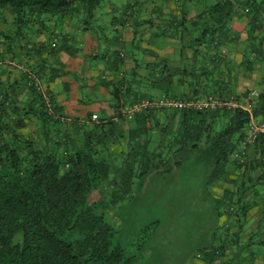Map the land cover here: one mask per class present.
<instances>
[{
    "label": "trees",
    "instance_id": "16d2710c",
    "mask_svg": "<svg viewBox=\"0 0 264 264\" xmlns=\"http://www.w3.org/2000/svg\"><path fill=\"white\" fill-rule=\"evenodd\" d=\"M100 1L0 0V18L12 13L18 31H24L30 22L44 26L45 14L63 15L83 7L92 15ZM184 1L180 17L172 19L181 31L178 65L169 62V55L143 49L152 59L135 53L125 67L128 54L122 44L108 54L112 74L101 83L109 94L111 115L97 113L94 119L89 110L82 118L66 117L40 71L30 64L24 67L39 78L41 89L28 81L23 69L28 87L24 100L15 83L0 87V264H133L136 257L116 238L115 226L105 217L106 206L121 202L139 175L178 165L180 160L172 156L185 149L206 147L215 174L231 164L242 173L260 166L258 176L249 184L242 182V203L235 208L228 190L221 199L230 214H236L234 222L244 217L250 205L243 202L244 192L264 184V133L243 161L234 155L246 133L249 111L152 107L130 117L121 111L123 104L144 96H240L222 80L219 63L224 56L216 50L230 39L228 29L235 16L248 17L243 68L249 70L257 59L264 70V0H204L202 11L188 18ZM130 7L123 9L124 18ZM202 46L215 51L201 58ZM250 102L252 114L264 118V85ZM154 128L160 135L155 140ZM261 196L264 211V192ZM257 231L264 232V212ZM218 252L219 247L207 251V262Z\"/></svg>",
    "mask_w": 264,
    "mask_h": 264
},
{
    "label": "crops",
    "instance_id": "0c3cea01",
    "mask_svg": "<svg viewBox=\"0 0 264 264\" xmlns=\"http://www.w3.org/2000/svg\"><path fill=\"white\" fill-rule=\"evenodd\" d=\"M139 1L132 0L127 4L131 6L132 11L125 18L123 11L120 13L113 8L107 12L104 19L99 18L98 9L94 11V22L103 23L101 32L93 28L90 23H74L71 18H64L62 27L57 28L54 24V16L50 17L46 14L42 16L45 21L44 26L30 22L25 26L24 31H18L13 15L9 13L4 17L6 20L4 24L0 26V57L2 60H13V63L4 61L0 63V87L15 83L18 97L24 100L28 94V87L24 84L22 67L30 64L40 71L43 84L56 103L61 106L60 112L66 117L82 118L89 110L96 114L111 115L113 108L107 101L109 94L101 83V78L112 74L107 64L108 54L117 49L119 44H122L123 53L125 44L132 46V51L129 50L128 59L124 62L125 67L130 66L131 56L135 53L143 60L152 59V56L147 54L149 50L169 55V62L172 65L180 63L178 48L181 31L176 29L175 22L180 17V0H160L154 9L151 8L152 14H155L152 21L146 11L139 6ZM187 1L189 2L187 18L204 8V0ZM133 11H139L136 20L131 17ZM173 18L175 20H172ZM147 19L149 22H145ZM8 21L10 24L7 23ZM247 21L248 17L244 14L240 17L235 16L228 29L230 39L225 40L216 49L224 56L219 63L222 80L229 81L238 94L248 89L259 91L264 85V70L257 59L253 60L249 70L243 68ZM151 23L159 25L164 23V27L168 28L169 32L145 31L143 35L155 36V38L163 36L166 42L163 44L162 40L161 44H156L142 41L137 44L138 49L135 45L134 26L147 28ZM111 31L115 33L112 37ZM143 49L149 50L144 52ZM139 50L144 53L140 54ZM214 51L212 47L202 46L201 58L210 56ZM187 53L189 54V51ZM257 84L261 86L260 89L255 88ZM125 130L127 132L128 126ZM151 136L154 140L158 139L159 130L152 129ZM186 150L188 149L184 151ZM207 152V159L212 168V155L208 150ZM176 166L164 173L172 172ZM227 168L228 170L223 171L220 178L217 177L213 186L216 231L213 233V239L206 243L211 247L206 250L204 246L203 249L195 250L193 264H264V232L261 231L260 237L255 238L264 212L261 201L264 184L259 187L257 186L259 183H256L254 187L250 186L246 189L243 202L250 205L245 210L244 217L239 218L237 222H234L236 214H230L221 200L228 190V196L232 198L236 208L241 202L242 182L246 181L249 184L250 180L252 181V178L258 176L262 170L260 166H256L253 170L242 173L234 164ZM198 186L208 193L205 181ZM212 247H219V255L212 262H207L210 254L206 252L212 250ZM244 248L249 250L246 254H243Z\"/></svg>",
    "mask_w": 264,
    "mask_h": 264
},
{
    "label": "rangeland",
    "instance_id": "374dc122",
    "mask_svg": "<svg viewBox=\"0 0 264 264\" xmlns=\"http://www.w3.org/2000/svg\"><path fill=\"white\" fill-rule=\"evenodd\" d=\"M131 1L101 0L94 11L98 9L99 18L104 19L111 8L121 13V7L125 8ZM184 2L189 5L187 0ZM158 3L160 0L139 1V6L146 11L151 21L155 15L151 8L154 9ZM138 14L139 11H135L131 15L132 19L136 20ZM4 16L7 17L8 14ZM64 18H71L74 23H90L98 32L103 28V23L94 22V14L89 15L83 11V7L63 15L55 14L54 24L57 28L62 27ZM5 21L1 17L0 26ZM145 22H149V19ZM7 23L10 24L9 21ZM164 26V23H151L147 28L134 26L137 48L139 49L137 44L142 41L159 44L163 40L164 44L166 41L163 36L155 38L143 35L145 31L169 32ZM110 33L111 37L115 35L112 31ZM129 50L132 51V46L125 44V53L128 54ZM139 51L141 54V50ZM255 88L260 89L261 86L257 84ZM207 158L208 152L204 147L180 151L172 156L173 160H180L172 172L153 171L139 175L130 193L121 202L106 206L105 217L115 226L116 238L127 253L136 257L133 264H193L195 250L203 249L204 246L206 250L211 247L206 243L213 239L216 231L213 186L222 172L220 169L216 172L218 174L212 173ZM204 181L208 193L198 186ZM262 185L257 184L259 187ZM257 232L255 238L260 237L261 231ZM244 250L243 254L249 251L247 248Z\"/></svg>",
    "mask_w": 264,
    "mask_h": 264
},
{
    "label": "built area",
    "instance_id": "2783aa9c",
    "mask_svg": "<svg viewBox=\"0 0 264 264\" xmlns=\"http://www.w3.org/2000/svg\"><path fill=\"white\" fill-rule=\"evenodd\" d=\"M12 62L13 60H2L1 62ZM22 69L28 74V81L33 82L37 88L41 89V83L39 78L31 71L28 67H22ZM258 95V91L251 89L247 94H229V95H218V94H204L197 97H177L173 95L160 94L154 96H144L134 101L125 103L122 105V113L130 117L135 112H139L144 109L152 107H165L168 109L176 108H194V109H216V108H228L234 109L241 107L249 111V119L246 125V133L244 138L240 141L238 149L234 155L239 161H243L245 155L247 156L249 151L254 147L259 136L264 133V118L256 117L252 114L251 99ZM240 97V98H239ZM45 102L49 107V111H52L49 98L45 96ZM92 118L96 119L98 116L95 112L92 114ZM259 151L257 152V155Z\"/></svg>",
    "mask_w": 264,
    "mask_h": 264
}]
</instances>
